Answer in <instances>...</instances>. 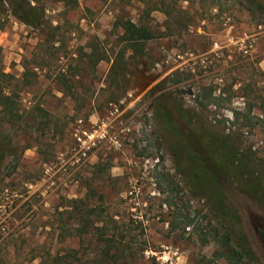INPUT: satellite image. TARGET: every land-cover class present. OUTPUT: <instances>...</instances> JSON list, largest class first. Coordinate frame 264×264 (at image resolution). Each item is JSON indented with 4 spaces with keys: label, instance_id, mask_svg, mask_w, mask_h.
I'll return each instance as SVG.
<instances>
[{
    "label": "rangeland",
    "instance_id": "obj_1",
    "mask_svg": "<svg viewBox=\"0 0 264 264\" xmlns=\"http://www.w3.org/2000/svg\"><path fill=\"white\" fill-rule=\"evenodd\" d=\"M77 2H45L48 26H58L45 28L48 40L11 15L0 28V80L22 116L9 130L20 138V162L12 175L0 173V264H37L38 255L68 248L92 258L103 247L98 227L119 231L117 264H226L209 234L220 222L210 213L216 195L253 250L244 264H264V206L243 178L203 172L219 165L212 141L197 147V161L177 141L189 132L177 110L198 111L209 138H223L219 146L251 149L264 161V117L243 130L233 122L234 109L264 110L260 9L236 0ZM120 18H141L162 35L112 71ZM202 87L216 97L206 105L195 98ZM37 104L49 111L48 127L32 123ZM101 122L105 137L78 155L75 129Z\"/></svg>",
    "mask_w": 264,
    "mask_h": 264
},
{
    "label": "trees",
    "instance_id": "obj_2",
    "mask_svg": "<svg viewBox=\"0 0 264 264\" xmlns=\"http://www.w3.org/2000/svg\"><path fill=\"white\" fill-rule=\"evenodd\" d=\"M46 1L49 0H0V28L4 26L7 16L11 15L18 21L32 28L38 29L44 39L48 40L49 37L52 36V33H48L45 30L47 28H57L58 26L52 27V25H49V27L47 24ZM56 1L62 2L65 7L72 8L78 4L77 0ZM236 2L241 4L247 3V5L249 4L248 6L250 9L252 8L251 4H253L255 8L260 9L261 14L264 16V0H236ZM165 12L166 14H170L168 9H165ZM3 15L6 17H3ZM116 25L122 28V32L118 36V43L121 45L120 50L117 52V56L112 63V71L117 64L122 62L123 59H125L127 65V59L134 61L135 59L145 56L147 42L162 35V31L155 29L151 24L143 21L141 18L138 20L120 18ZM165 28H167V25ZM126 55L128 57H126ZM64 79V75L60 73L58 80L64 83ZM5 88H8L9 90L7 91ZM204 89L205 88L202 87V92L198 93L195 98L196 100L201 99L207 101L206 103L204 101V105H206L210 100L215 99L216 97L212 95L213 89L210 88L207 92H205ZM68 90L70 91V89ZM13 92L14 90L12 89V86L11 88L9 86H3V83L0 80V173L6 176L12 175L16 171L20 162V154H18L17 151L20 138L16 137L15 140V137L9 132L12 125L18 124L17 126H20V120L22 119L20 106L18 105L17 98L13 95ZM71 92L73 91L71 90L70 93ZM31 110L37 111L36 121L32 119L34 121H32V123H38L42 128L49 126L50 119L47 118L49 111L38 104ZM202 110H204L205 114L207 113L206 109ZM177 111L178 114L185 119V123L189 128L187 134H177L178 145L184 144L188 146V149L185 148L184 150V145L183 147H178L182 148L186 155H194L197 161V147L200 145H208L205 144L206 140L209 142L212 141L210 142V145L212 148L216 149L214 152L218 158L219 165L215 168H210V166L205 167L203 172L206 171L209 174L211 173L213 178L217 171L224 172L227 176L230 173H233L234 175H237V178H243V183H240L242 184V187L251 198L264 206L263 159L257 157L256 152L251 149L243 150V148L237 149V147L225 148L219 146L221 143H224L223 138L219 135H217L219 137L214 136L212 139L209 138V132L201 117L202 114L198 113V111L189 112L185 111V109L183 111ZM233 113L235 115V121L233 120V122L237 123L239 121L238 124L242 130L248 126L253 127L256 122L261 121L264 117V110L261 113L256 114L255 112L252 113L250 107L248 109L246 108V112H242V114L236 109H234ZM160 114L165 117V124L167 122L169 125L172 124L170 115H167L164 111ZM168 129L169 132L176 133L173 128L170 127ZM232 131H230V134H232L230 136L234 135L238 138L239 136H236L237 134H234ZM215 137L217 138L214 139ZM219 139L222 141L220 144L218 143ZM225 144L228 146L232 143L227 142ZM27 147L28 145L24 148ZM217 193L218 191L215 194ZM210 213L213 214V219H220L219 224L213 225L214 234L213 231L209 232V234L212 233L214 240L221 245V249L219 248V250L216 251V256L225 260L226 264H244L245 257L254 261L252 248L246 242L243 235H241L240 232H236L235 228L238 219L231 206L226 203V199L219 195L214 196L213 210H210ZM225 221L229 223H225ZM98 230V237L102 240L103 247L100 253L96 254L94 257H86L83 253L78 254L77 250L68 248L64 250L63 253L56 252L52 255H38L39 261L37 264H117L120 261V256L122 254L120 249L119 231L107 234L102 227H98ZM77 234L82 233L78 232ZM233 234L235 239H233Z\"/></svg>",
    "mask_w": 264,
    "mask_h": 264
},
{
    "label": "built area",
    "instance_id": "obj_3",
    "mask_svg": "<svg viewBox=\"0 0 264 264\" xmlns=\"http://www.w3.org/2000/svg\"><path fill=\"white\" fill-rule=\"evenodd\" d=\"M81 121V120H80ZM106 123H95L90 129L77 127L73 133L75 146L73 150L79 155L86 156L100 139L105 137Z\"/></svg>",
    "mask_w": 264,
    "mask_h": 264
},
{
    "label": "water",
    "instance_id": "obj_4",
    "mask_svg": "<svg viewBox=\"0 0 264 264\" xmlns=\"http://www.w3.org/2000/svg\"><path fill=\"white\" fill-rule=\"evenodd\" d=\"M178 92L180 93V92H183V91H180V90H179ZM189 92H190V90H189ZM262 236H263V238H264V233H262Z\"/></svg>",
    "mask_w": 264,
    "mask_h": 264
}]
</instances>
